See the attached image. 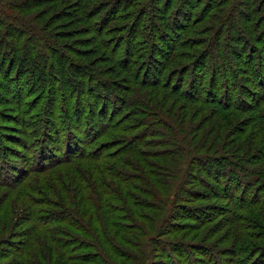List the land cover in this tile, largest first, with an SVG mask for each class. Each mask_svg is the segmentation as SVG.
<instances>
[{
  "label": "rangeland",
  "instance_id": "374dc122",
  "mask_svg": "<svg viewBox=\"0 0 264 264\" xmlns=\"http://www.w3.org/2000/svg\"><path fill=\"white\" fill-rule=\"evenodd\" d=\"M25 1L28 5L40 2L41 0ZM47 1L50 2L49 0ZM68 1L54 4V7L48 13L46 12L48 9L45 5L41 8L24 11L22 14L25 16H34L35 21H37H33V24L40 26L52 14H55L57 10L67 9L68 11H73L75 9V6H72L74 1ZM218 1L219 3H217ZM240 1L242 0H229L227 5H223L224 0L97 1L102 2V4L95 2L93 4L94 6H91L97 7V10L101 11L96 16L95 30L103 29L101 32L99 31V34L104 38L103 42L106 43V48L108 49L106 56L113 55L117 61L126 62L131 48H134L135 53L132 56L134 62L132 66L133 71L127 78L130 81L132 80V82L129 83L127 79H124V81L116 79V84L124 86L125 90L122 89L123 87H119L123 91L118 89L113 90V87H116V85L115 82H111L112 77L108 73L105 75L96 73L88 78L86 81L87 88L81 95L77 94L74 88H65L57 83L55 84L54 88H56V93L65 90L66 94V97L63 98L59 96L58 107L60 106V108L53 110L56 121L58 122V134L61 142L62 138L66 135L64 131L65 127H62L61 121H59L62 109L67 108L73 111L79 106L77 101H79L80 105L86 106L89 109L84 115V121L90 115L88 111L91 112L90 105L92 101L94 102L99 99L98 102L100 103L101 110L95 112L94 117H92L94 123L92 121L90 122L91 126L94 124L98 127L106 123L110 116L121 114V107L123 105L121 98L123 97L127 99L128 96H138L139 98L146 91H153L154 93L159 92L161 96H167L173 102L175 100L173 106H170L169 103L167 105L170 111L168 119L161 120L171 126L173 130L177 131L181 128L182 131L187 132L188 139H190L189 142L192 141V153L190 157L194 158L190 160L187 166V162L181 160L179 157L176 159L171 156L165 157L167 151L171 149L167 145L159 146V143L154 141L155 144L153 145L148 144L149 146L141 147V151H144L149 156L147 157V162L150 165L152 164L151 168L154 170L151 175H148V178L146 176L145 179L140 180L138 189L134 191L136 201L145 202L147 204L146 207H151L149 209H140L141 212L153 217L155 220L164 219L168 215L167 209H170L172 205L175 207L171 215L176 214L177 216L176 220L172 222L176 225V229H172V231L174 229L175 231H169L166 234H164L166 232L164 228H169L171 224V222H167L169 224L164 225L168 217L162 226L158 225L157 221L156 229L160 231L158 233L159 235L154 237L155 239L160 238L167 249L165 252L156 250L155 248L148 251L150 252L151 258L146 259V261L144 260L142 264H154L160 260L162 262H168L167 254L168 252H172L169 246L175 243L188 247V251L182 258L176 256L172 264H264L263 186L262 188L258 186L253 187L249 193V199H255V203L256 201L258 203H254L251 206H245L242 203L237 209L235 206L238 205V200L236 205L230 206V208L225 201L213 197L199 199L201 198L199 197L201 196L200 193L204 192V190L207 191V187H204L205 184L196 181V178L201 176L200 173L203 172V168H208L212 177L227 168V165L221 166L216 162L207 161L208 157H216L220 160L225 155L230 158H232L231 156H235L236 159L250 160L256 164L253 167L264 170V105H254L259 107L258 112L254 111V108L250 110L246 104L253 105V100L244 91L247 89L248 91L251 90L262 94V97L264 96L262 83L253 74L256 66L264 62V0H254L251 7L241 4ZM40 16L45 17V19L38 21L37 18ZM102 22L103 24L100 25ZM58 24L52 28H45L44 33L49 34L63 29L61 26L57 27L59 26ZM97 24L100 26L98 27ZM76 27H80V25L75 23L70 25V29H75ZM1 30L3 29L1 28ZM79 36V34L76 35V37ZM5 41L11 42V39L6 38ZM69 46L73 48V51L62 48L60 52H65V55L74 61L85 62L79 56L78 50L80 51L81 48H79L75 39L70 40ZM171 46L176 49L173 53L175 64H169L159 79H157L154 76L156 71L152 61L157 60L163 64L165 54ZM4 47L0 49V64L4 66L3 69L8 64V55H4L3 53L6 51L7 54L8 48L7 46ZM216 50L223 57L219 59ZM238 56H242L240 58V65H236V68H233L232 65L239 62V59H236ZM100 60L103 62L102 66L107 68L108 65L104 62L106 59L99 58L96 61ZM226 66L228 69H226ZM29 73L33 72L31 71ZM27 74L18 75L19 82L17 83H20L22 87V98L19 101L21 104L24 103L26 105L39 102L41 106H44L49 96V89L45 86L43 88L42 85H39V82L36 85L38 89L35 91L37 93L43 89L42 93L40 92L41 94H38L39 97L31 99L25 97L28 87L22 83L28 76ZM195 74H198V79H195L197 77ZM15 76H17L16 71H12L10 72L9 79L6 80L0 74V95L5 94L3 88L5 84H9L11 86L10 88L13 89V82L11 81H13ZM262 78L264 79V75ZM144 79L147 80V84L153 79L159 81V85L166 83V89H159V86L157 88L148 86L146 89L139 87V82L144 84ZM199 80L200 83L201 81L203 82L202 93L200 95L201 98H206L207 101L205 103H199V100H195V102L187 94V89H190L192 96L197 95L196 88L198 87ZM251 80L254 86H252ZM226 82L229 86L226 89L227 91L224 89ZM169 83L171 86L175 84V87H179L180 84L179 88L182 95H179L176 90L173 91L177 96L171 95L169 93ZM128 86L132 87L131 91L126 89ZM107 88H110L109 94H107ZM231 89H233V93L229 92ZM33 90H35V87ZM207 90L209 92L207 93L209 98L206 97L205 92ZM228 92L230 95L227 98ZM224 97L225 99H223ZM7 101L9 102V99ZM1 102L3 101H0V148H3L5 144L6 147L25 154L21 141H30L28 144V147L31 148L30 157L32 155L37 158L41 157L42 148L39 146V140L41 139L40 136L42 133V120L34 121L26 118V126L23 127L20 124L22 115L15 112V107L9 104L2 105ZM223 102L228 105L225 106ZM237 102L241 106L238 105L236 109L234 107H236ZM243 102L245 103L244 105ZM116 107H119V109ZM100 112H105L106 117L101 118L99 115ZM42 115L40 112L37 118H41ZM259 115L260 118L257 120V116ZM181 117H184V119L182 122H179ZM72 120L75 122L77 119L74 117ZM86 121L79 122L76 125V129L77 127L78 129L75 133L79 137V140L81 139L80 141L84 142L85 140L88 141L91 136L90 132H86L88 137L84 134V131H90V127H88L90 125ZM256 122L260 125V129L254 128ZM25 132L26 134L29 132L26 138ZM6 138H10L15 144L11 145L6 143ZM107 138L109 136H106V138L102 137L96 143L110 144L111 141L107 140ZM45 140L48 145L47 148L50 149L53 143L50 142L49 138ZM197 142H200L201 145L195 147ZM96 143L86 147L88 150H92L96 147ZM79 148L80 146L75 150V154L78 153ZM176 149L175 151H178ZM46 153L48 154V151ZM195 160H201V162H195ZM82 164L88 165L90 162L86 161ZM62 166L61 169L70 168L67 165ZM25 167L29 168L30 166L25 164V161L17 155L13 154L12 151L6 150L3 157L0 151V254L13 251L18 245L16 242L22 240V237L18 236L22 235L28 227V224H19L20 221L25 220L27 214L25 211H22L23 202L17 193V190H20L17 185L22 183V179L16 178L19 175V171ZM59 167H56L55 170H58ZM248 167L250 168L251 166L248 165ZM132 173L139 177L138 172L131 171L130 174L132 175ZM202 175L203 178H207L206 174ZM261 175L264 179V171ZM55 176L57 174L53 173L51 178ZM159 179H169L168 181L170 183L166 185V190L162 192L164 194L157 192L158 189L156 187V190H152L151 185L153 181L157 182L156 180ZM113 182L117 186L120 185L117 181ZM176 188H178L179 197L182 195L188 197L186 201H174L173 195L177 191ZM212 188L217 187L213 185ZM125 189H127L125 186L120 187L123 196ZM195 193H199V195ZM155 195H159L164 203L165 201L168 202V205H160L159 201V206L161 207L159 208L156 204L158 200ZM50 197L53 198L52 196ZM184 204H188L190 208L198 209L197 213L202 212L203 215L199 213L198 215L200 217L195 216L196 212H193V218H189V215L180 209ZM155 207L158 209L156 210ZM219 207H222V209H218ZM38 208L42 216H46L57 210L46 205H40ZM226 208H229L233 214L231 212L225 213L224 210L226 211ZM5 211L7 215L4 213ZM19 215H21L22 219L17 218ZM137 220L141 221L140 218H137ZM59 226L57 228L67 230L68 232L64 235L60 234L57 237L64 244H71L73 239L76 238L79 241L88 242L82 233L66 229L68 227ZM45 247H48L51 252L49 256ZM68 248L70 253L66 254L56 245L50 243L45 246L43 245L39 250L46 252V256L48 257H46V260L44 259L40 262V264H63L65 261H69L70 258L76 260L82 254L88 252L85 251L88 249H81L80 244L77 243L68 245ZM116 248L120 251L118 254L122 256L134 252V248L129 247L125 241L122 242L121 240H117ZM196 250H201L204 255L196 253ZM13 254L9 258H0V264H11L15 258ZM117 256V254L108 251L107 258L112 261L108 262V264H122V257L119 258ZM61 259L64 261L61 262ZM80 262L82 261L77 259L76 261H69L68 264H77Z\"/></svg>",
  "mask_w": 264,
  "mask_h": 264
},
{
  "label": "trees",
  "instance_id": "16d2710c",
  "mask_svg": "<svg viewBox=\"0 0 264 264\" xmlns=\"http://www.w3.org/2000/svg\"><path fill=\"white\" fill-rule=\"evenodd\" d=\"M49 1L50 2L41 0L40 2L27 5L25 0H0V49L5 48L4 46L8 48L7 54L6 51L3 52L4 55H8V64L5 69H3L4 66L0 64V74H2L3 78L6 80L9 79L10 72L12 71H16L17 75L13 78V81H11L13 82V89L10 88L11 86L9 84L4 85L5 94L0 95V99L3 101L1 103L2 105L9 104L15 107V112L22 115L20 124H22L23 127L26 126V118L34 121L42 120V133L40 136L41 139L39 140V146L42 148L41 157L37 158L33 155L30 157L31 148L28 147L30 141H21L25 154L17 150H12L6 147L5 144L3 148H0L2 157L4 152L9 150L25 161V164L30 166L29 168L25 167L19 171V175L16 177L22 179V183L17 185L20 189L17 190V193L18 197L22 199L23 202L22 211H25L27 214L25 220L20 221L19 224H28V227L22 235L18 236L22 237L20 242H16L20 246L18 247L17 245L11 252L0 254V258L12 257V254L15 253L13 254L15 258L11 264H40V262L44 259L46 260V257L51 253L48 247H45L48 256H46V252H41L39 249L43 245H48V243L56 245L67 254L70 253L69 248L67 249L68 245L77 243L80 244L81 249H88L85 250L88 252L82 254L80 258H77L79 261H82L77 264H108V262H112L107 258L108 251L117 254L119 258L122 257V264H142L144 260L146 261V259L148 260L151 258L150 252L148 251L155 248L156 250L165 252L167 249L160 238L155 239L154 237L159 235L158 233L160 231L156 229L157 221L158 225L162 226L163 222L168 217L164 225H168L169 223L167 222H171V224L169 228H164L166 231L164 234H166L169 231H175L176 225L172 222L176 220L177 216L176 214L171 215L175 207L172 205L170 209H167V214L169 216L167 215L164 219L155 220L153 217L141 212L140 209H149L151 207H146L147 204L145 202L136 201L134 191L138 189L140 180L145 179L146 176L148 178V175H151L154 171L153 168H151L152 164L150 165V163L147 162V157L149 156H147L144 151H141V147L149 146L148 144L153 145L155 144L154 141L159 143V146L167 145L171 149L167 151L165 157L171 156L174 159L179 157L181 160L186 161L188 166L190 160L194 158L190 157L192 153V141L189 142L190 139H188L189 136L186 134L187 132L182 131L181 128L177 131L173 130L171 126L161 120L168 119L170 111L167 105L169 103L170 106H173L175 100L173 102L171 99H168L167 96H161L159 92L154 93L152 91V93L146 91L139 98L138 96H128L127 99L124 97L121 98V102H123L121 114L110 116L106 123L98 127L94 124L91 126L90 122H93L92 117H94L95 112L101 110L100 103L98 102L99 99L94 102L92 101L90 105L91 112L88 111L90 118L88 117L86 119L88 121L90 120L89 122L86 120L83 121L85 118L84 115L89 109L86 108V106L80 105L79 101H77L79 106H75L76 109L73 111L63 108L59 121H61L62 127H65L64 131L66 135L62 138L61 142L58 134L59 126L53 110L55 108H60V106L58 107L59 96L63 98L66 97V94L65 90L56 93V88H54L55 84L57 83L65 88H74L77 94L81 95L87 88L86 81L88 78L96 73L99 75L108 73L112 77L111 82H115L116 79L124 81L133 71L132 66L134 62L132 56L135 51L134 48H131L126 62L117 61V59H114L113 55L106 56L108 49L106 48V43L103 42L104 38L99 34V31L101 32L103 29L95 30L96 16L99 15L101 11H98L97 7H93L95 2L102 4V2L97 1L103 0H73L72 6H75L73 11H68L67 9L57 10L55 14H52L50 18L40 26H35L33 24V21H35L34 16L31 17L22 14L24 11L41 8L45 5L48 9L46 12L48 13V11H51L52 7H54V4L59 2L64 3L66 0ZM253 1L254 0H242L240 3L247 7H251ZM48 3L50 4L48 5ZM217 3H219V1ZM228 3L229 0H224L223 5H227ZM189 5L193 6L192 4ZM156 10H158V8H156ZM154 15L156 16V14ZM37 19L38 21H42L45 17L40 16ZM50 20L52 21L50 22ZM228 20L230 21V19ZM57 23H59L57 27L61 26L63 29L49 34L44 33L45 28L55 27ZM73 23L80 25V27L70 29V25ZM101 24H103V22L100 23V25ZM100 25L97 24L98 27ZM1 28L3 30H1ZM77 34L80 36L76 37ZM6 38L11 39V42L5 41ZM72 39H75L79 48H81L80 51L78 50V53L85 62L74 61L66 56L65 52H60L62 48L69 50L73 49L69 46L70 40ZM175 50L173 46L167 50L163 64L157 60L152 61L156 71L154 76L157 77V79H159L160 75L166 70L169 64H175V59L173 57ZM216 51L219 59L223 57L218 50ZM241 57L242 56H238V58H236L239 59V62L233 64V68H236V65H240ZM99 58L106 59L104 62L107 63V68L102 66V60L96 61ZM226 69H228L227 66ZM254 70V76L256 78L258 77L257 80L262 83L261 85L264 88V79L262 78L264 75V62L256 66ZM31 71L33 73H29ZM25 73H28V76L22 83L28 87L25 97H29V99L39 97L38 94H41L43 89L41 88L42 90L35 93L38 89L36 87L38 82L43 88L45 86L49 89V96L44 106H41L39 102L29 105L23 103V105L19 101V99L22 98V87L20 83H17L19 82L18 75ZM195 76H197L195 79H198V74H195ZM127 81L129 83L132 82V80L130 81L129 79H127ZM146 81L147 80L144 79V84L139 82V87L146 89L148 86L155 88L159 86V89H166L165 86H167L166 83H161V85H159V81L156 79H153L149 84H147L148 82ZM115 85L116 87H113V90H125L124 86H119L116 82ZM252 86H254L253 82ZM34 87L35 90H33ZM119 87L123 88L120 89ZM179 87H175V84L171 86L169 83V93L176 97L177 94L173 91L176 90L179 95H182ZM202 87L203 82L201 81L200 83L199 80L198 87L196 88L197 95L192 96L190 89H187L188 97L194 99L193 101L199 100V103H205L207 101L206 98H201L200 95L202 93ZM228 87V83L226 82L224 89L226 90ZM191 88L193 87L191 86ZM126 89L131 91L132 87L128 86ZM232 90L233 89L229 90V92L233 93ZM106 91L107 94H109L110 88H107ZM244 91L250 96L251 100H253V105H246L250 110L254 108L253 110L258 112V106L264 105V96L262 97V94H258L251 90L248 91L246 89ZM229 92L227 98L230 95ZM205 93L206 97L209 98L207 94L209 93L208 90ZM223 96H225V94H223ZM225 97L223 99H225ZM7 99H9V102ZM223 104L225 106L228 105H226L225 102H223ZM244 104L243 102V105ZM256 104L259 105L254 106ZM238 105L241 106V104L237 102L234 108L237 109ZM116 108L119 109V107ZM40 112L41 115L44 114L41 118H37ZM99 115L101 118L106 117L105 112H100ZM74 117L77 119L75 122L72 120ZM257 118V120H259L260 115L257 116ZM183 119L184 117H181L179 122H182ZM227 120L229 121V119ZM85 121L90 125L88 126L90 127V131H84V134L88 137L86 132H90L91 136L88 141L85 140L84 142L80 141L81 139L79 140V137L76 136L75 133L78 129V127L76 129V125H78L79 122ZM254 128L260 129V125L256 122ZM27 134H29V132ZM27 134L25 132V138ZM106 136H109L107 140L111 141L110 144L96 143L98 139L102 137L106 138ZM46 138H49L50 142L53 143L50 149L47 148ZM6 143L11 145L15 144L10 138L7 139ZM94 143H96V147L92 150H88L86 146H92ZM81 145H85V147ZM199 145H201L200 142H197L195 147ZM79 146L78 153L75 154V150H77ZM175 149L178 151H175ZM46 151H48V154ZM231 157L232 158L225 155L222 156L220 160L216 157L207 158V161L216 162L221 166L227 165V168H225L223 172H218L214 177L211 176L208 168H203V172L200 173L201 176H198L196 181L205 184L204 187H207V191L204 190L205 193H200L201 196L199 197L201 198L199 199L213 197L225 201L229 207L235 206L238 200L239 203L235 206L237 209L242 203V205L251 206L255 203V199L250 200L249 193L253 187L258 186L262 188L263 186L264 188V179L261 175L264 170L253 167V165L256 164L252 163L250 160L248 161L247 159L241 158L236 159L235 156ZM86 161H89L90 164L83 165L82 163ZM195 162L200 163L201 160H195ZM62 165H67L70 168L61 169L63 167ZM248 165L251 167L249 168ZM56 167H59L58 170H55ZM131 171L138 172L139 177L135 176L134 173L131 175ZM53 173L57 174V176L51 178ZM202 174H206L207 178H203ZM168 180L169 179H159L156 180L157 182L153 181L151 185L152 190H156V187L158 189L157 192L164 194L162 192L166 190V185L170 183ZM113 181H117L120 185L117 186ZM213 185L217 188L213 189ZM122 186L127 188L125 189L124 196L120 190ZM177 189L178 188H176V190ZM195 194L199 195V193ZM159 195H155L158 200L156 204L159 206L160 201V205H168V202L165 201L164 203ZM256 198H258V196H256ZM173 199L174 201L179 200L183 202L186 201L188 197L183 195L179 197L177 190L173 195ZM256 203L258 202L256 201ZM40 205L51 206L53 209L57 210L56 212L42 216L38 210ZM159 208L161 207L159 206ZM220 208L222 209V207L218 209ZM155 209L157 210L158 208L155 207ZM180 209L184 211L185 214L189 215V218H193V212H196L195 216L200 217V215H198L199 213L203 215L202 212L197 213L198 209L190 208L188 204H184ZM224 212H231V214H233L229 208L226 211L224 210ZM4 213L7 215L6 211ZM49 215L50 217L48 218ZM17 218H21V215L17 216ZM137 218H140L141 221L137 220ZM59 225L68 227L66 229L82 233L88 242H82L76 238L73 239L71 244H64L57 237H59L60 234L64 235L68 232L67 230L65 231L57 228ZM173 228L175 229L172 231ZM117 240H121L122 242L125 241L129 247L134 248V252H132V254H124L123 256L119 255L118 253H120V251L116 248ZM169 247L172 250V252H168L167 254L169 263L160 260L158 263L154 264H172L176 256L182 258L188 251V247L176 243ZM196 253L204 255L201 250H196ZM73 260L76 261L72 258L69 259V261ZM63 261L64 260L61 259V262ZM69 261H65L63 264H68Z\"/></svg>",
  "mask_w": 264,
  "mask_h": 264
}]
</instances>
